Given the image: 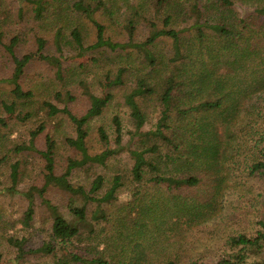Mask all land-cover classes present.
I'll use <instances>...</instances> for the list:
<instances>
[{
    "label": "rangeland",
    "instance_id": "rangeland-1",
    "mask_svg": "<svg viewBox=\"0 0 264 264\" xmlns=\"http://www.w3.org/2000/svg\"><path fill=\"white\" fill-rule=\"evenodd\" d=\"M67 1L71 0L52 5L55 9L46 10L45 17L41 20L34 17L29 0H0V264H50L48 258H39L38 254H28L15 262V248L8 245L3 236H25L28 239L27 245L32 247H37L42 240L48 239L51 218L41 203V198L35 194L33 217L30 226L25 227L22 217L28 200L20 192H26L31 186L43 185L46 164L55 165V172L59 174L64 170L68 158H79L78 152L65 143L66 137L75 135L72 124L64 114L49 116L43 102L50 101L59 108L66 106L73 113L82 114L88 107V99L82 92L80 81L85 82L89 91L95 95L105 96L108 91L112 92L113 99L102 115L90 120L88 124V149L90 153H98L114 146L111 123L113 115H118L121 119L123 142L127 145L129 131L134 127L123 103V93L130 89L137 70H151L134 50L122 54L129 55L125 57V62L111 51H108L107 58L94 62V58L102 51L76 48L70 35L73 26L80 31L84 46L95 41L96 30L81 13L68 10ZM229 1L227 5L219 4L218 0H115L112 13L101 9L95 13V17L103 24L106 38L124 42L127 39V19L134 20V40L143 41L149 35L150 22L162 28L163 17L172 14L173 20L169 27L179 32L181 58L185 62L192 59L194 66L205 61L212 71L207 55L202 56L195 51L197 42L193 24L196 19L202 25L223 24L234 31H243V35H248L247 29H256L261 23L255 13L254 0ZM59 12L68 15L59 19L56 16ZM57 30H60L59 46L55 41ZM204 31L209 40L218 45L225 39L222 34L209 28ZM13 37L17 38V56L32 55L31 62L24 68L19 79L21 87L33 93L28 102L14 99L11 94L12 84L8 82L13 63L4 45ZM150 50L157 61V65L151 70L153 80L162 79L170 74L173 65L177 63L172 59V39L159 37ZM258 50L257 55L262 57L263 45ZM40 54L56 56L60 60L61 79L55 76V67L39 58ZM214 54L216 56L217 52ZM218 54L221 58L217 61L219 58L215 57L218 63L212 71L214 78L218 76L229 82L226 84L227 89L233 83L231 79L225 80L224 74L229 72L237 75V86L244 87L251 83L249 79L253 75L250 68L242 69L238 75L230 67L229 53ZM258 60L255 57L253 63ZM121 63L130 66L132 74L125 76L124 85L112 87L110 79L106 77L107 73L113 76L117 65ZM55 92H60L61 97L55 96ZM66 92H70L72 100L64 96ZM143 104L148 113L144 129H150L159 116L157 96ZM26 112L31 116L25 120L23 115ZM244 112H240V115H244ZM40 124L44 125V131L31 144L30 132ZM99 126L106 129L105 137L98 136ZM47 135L55 141L54 155L45 144ZM16 162L19 165L16 185L18 193L12 194L7 191V187L11 185L10 166ZM106 165L77 169L72 173L70 181L88 190L95 173H100L106 178L100 191L102 193L113 173L125 176L124 186L117 199L112 204L103 206L107 220L94 226V230L100 235L99 239L106 241L100 244V248L106 246L110 256L129 257L134 243H139L145 252L142 264H164L167 261L179 264L194 259L213 261L228 250L227 241L231 236L253 233L258 227V221L264 219V177L248 173L246 165H235L238 166L237 169L220 182L219 178L203 177L197 185L180 187L132 181V160L127 148L109 158ZM225 167L228 168L227 165ZM45 197L68 217L65 204L69 195L66 192L55 186H48ZM94 208L95 203L87 204L88 218ZM59 249V253L69 256L83 255L85 250L84 243L78 241Z\"/></svg>",
    "mask_w": 264,
    "mask_h": 264
},
{
    "label": "trees",
    "instance_id": "trees-1",
    "mask_svg": "<svg viewBox=\"0 0 264 264\" xmlns=\"http://www.w3.org/2000/svg\"><path fill=\"white\" fill-rule=\"evenodd\" d=\"M62 1L29 0V3L32 4L34 17L42 20L46 10H54L53 6ZM160 1L167 2V0ZM67 2L68 10L81 13L95 27V41L87 46H84L78 28L73 26L70 29L76 48L102 51L94 58V62L107 58L108 51L113 52L115 56L118 55L125 62V57L129 55L122 54L134 50L142 62L152 70L157 65V61L150 47L156 39L166 36L172 39L174 50L172 59L177 63L173 65L170 74L162 79L153 80L151 70L145 72L137 70V73H134L133 84L123 93V103L129 111V118L134 127L129 131L128 146L123 142L121 119L118 115H113L111 123L114 146L98 153H90L88 149V124L90 120L102 115L113 99L112 92L108 91L105 96L95 95L89 91L85 82L80 81L82 92L88 99V107L82 114L73 113L66 106L59 108L50 101H44L43 104L49 116L64 114L72 124L75 135L66 137L65 143L78 152L79 158H68L64 170L59 174L55 172V165L46 164L43 185L31 186L26 192H20L28 200L22 217V224L25 227L30 226L33 217L35 194L41 198V203L51 218L48 239L42 240L37 247H32L27 245L28 239L25 236L4 235L3 237L8 245L15 248V262L28 254H38L39 258H48L50 264H142L145 252L141 244L134 243L129 257H113L107 253L106 246L100 248V244L106 241L99 239V233L94 230L95 224L107 220L103 206L110 205L117 199L124 186L125 176L121 173H113L102 193L100 191L106 179L104 175L95 173L88 190L82 185L73 184L70 177L75 170L83 167L88 169L96 166L106 167L108 159L124 148H127L132 160L130 178L136 183L152 182L157 185L163 183L167 187L194 186L199 184L203 177L219 178L218 182H220L237 169L238 166L235 165H246L248 173L264 177V55L262 57L257 55L260 45L264 48V2L253 1L255 13L261 23L256 29H247L248 35H243V31H234L220 23L202 25L196 19L193 24L197 42L195 51L202 56L207 55V61L212 65L213 70L221 58L218 53L224 52L229 53L230 67L233 71H237L238 75L242 69L250 68L253 77L249 79L251 83L244 87L237 86L236 74L232 75L230 72L224 74L225 80H233L228 89L226 84L229 82H225L218 76L214 78L213 70L208 69L205 61L201 65L194 66L192 59L185 62L181 58L179 32L169 27L173 20L172 14H166L163 17L162 28L150 22L149 35L143 41L134 40V20L127 19L125 21L126 41L114 42L105 37L104 26L96 19L95 13L101 9L109 14L112 13L111 8L115 6V0ZM218 2L219 4L227 3V5L230 3L229 0H218ZM67 15L61 12L56 14L59 19ZM241 21L244 22V20ZM207 28L222 34L225 39L220 45L209 40L204 31ZM59 38L60 30H57L55 41L58 46ZM16 43L17 38L13 37L4 45L13 63L8 82L12 84L11 94L14 99L28 102L33 93L24 90L19 84V79L24 73V68L31 62L32 55L17 56ZM0 44H2L1 31ZM215 52H217L216 56ZM215 57L219 59L215 61ZM255 57L259 60L253 63ZM39 58L55 67V76L62 78V65L56 56L40 54ZM121 64L117 65L113 76L107 73L106 77L110 79L112 87L124 85L125 76L132 74L130 66ZM190 64L192 66H189ZM61 95L60 92H55V96L61 97ZM155 95L160 105L159 116L152 128L144 129L148 113L144 110L143 103L149 99L153 100ZM64 96L71 100L73 98L70 92H66ZM12 105L15 106L14 103ZM242 111L245 112L241 116ZM30 116L31 114L26 112L23 118L26 120ZM43 131L44 125L40 124L30 132L31 144ZM97 133L98 136L105 137L106 129L99 126ZM45 144L54 155L56 146L54 139L47 135ZM18 174V163L11 164L9 174L11 185L7 187V191L12 194L18 193L16 189ZM48 186H55L69 195L65 204L68 217L45 197ZM89 202L95 203V208L88 218L87 204ZM81 230L85 232L82 233ZM75 241L84 243L83 255L69 256L66 253H59V248L62 249ZM227 243L228 250L213 261L194 259L179 264H264V219L258 221V227L253 233L231 236ZM1 259L0 253V261ZM164 264L177 263L167 261Z\"/></svg>",
    "mask_w": 264,
    "mask_h": 264
}]
</instances>
